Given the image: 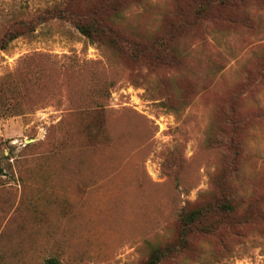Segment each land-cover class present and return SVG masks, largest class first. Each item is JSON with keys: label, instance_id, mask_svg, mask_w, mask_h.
I'll use <instances>...</instances> for the list:
<instances>
[{"label": "rangeland", "instance_id": "374dc122", "mask_svg": "<svg viewBox=\"0 0 264 264\" xmlns=\"http://www.w3.org/2000/svg\"><path fill=\"white\" fill-rule=\"evenodd\" d=\"M167 248L264 264V0H0V264Z\"/></svg>", "mask_w": 264, "mask_h": 264}, {"label": "trees", "instance_id": "16d2710c", "mask_svg": "<svg viewBox=\"0 0 264 264\" xmlns=\"http://www.w3.org/2000/svg\"><path fill=\"white\" fill-rule=\"evenodd\" d=\"M209 3L211 2H217L220 5H224L226 3H230L236 0H208ZM204 11V9H202V6H200V8H198L197 13L201 14ZM83 20L78 22V29L80 30V32L88 37L92 39V30L90 27H88L86 24L82 23ZM216 199H214L213 202H208L206 203V205H203L202 207H199L197 209H184L182 210L181 214H180V237H179V243L181 245L180 248H186L187 246V241H188V235L191 234L193 232V229L195 226L199 223H201V220L203 218H205V216L211 211V209L213 207H221V208H225L228 210H232V208H227L226 204L228 203V201L225 200V198H230V196L223 194L219 197H215ZM216 204H213L215 203ZM173 248H167V249H155L154 252L151 255L150 261L148 262V264H158V261L161 260V258H163L164 256H166L168 253L172 252ZM178 249L175 248L174 252H177ZM45 264H60L59 261L55 258H50L46 261Z\"/></svg>", "mask_w": 264, "mask_h": 264}]
</instances>
